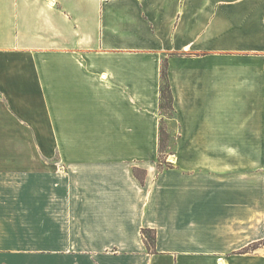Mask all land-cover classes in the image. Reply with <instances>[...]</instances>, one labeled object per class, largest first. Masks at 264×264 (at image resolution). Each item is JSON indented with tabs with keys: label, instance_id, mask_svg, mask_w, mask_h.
Here are the masks:
<instances>
[{
	"label": "crops",
	"instance_id": "crops-1",
	"mask_svg": "<svg viewBox=\"0 0 264 264\" xmlns=\"http://www.w3.org/2000/svg\"><path fill=\"white\" fill-rule=\"evenodd\" d=\"M0 264H264V0H0Z\"/></svg>",
	"mask_w": 264,
	"mask_h": 264
},
{
	"label": "trees",
	"instance_id": "trees-1",
	"mask_svg": "<svg viewBox=\"0 0 264 264\" xmlns=\"http://www.w3.org/2000/svg\"><path fill=\"white\" fill-rule=\"evenodd\" d=\"M167 62L164 59L161 65V86H160V111L164 109H169L171 112H173V105H172V95L170 92V87L167 79ZM161 135L162 131L160 133V141H161ZM161 151V147H160ZM145 232V231H144ZM147 233V232H145ZM147 235V234H146ZM153 241V235L151 233L148 234V242L152 243Z\"/></svg>",
	"mask_w": 264,
	"mask_h": 264
},
{
	"label": "rangeland",
	"instance_id": "rangeland-1",
	"mask_svg": "<svg viewBox=\"0 0 264 264\" xmlns=\"http://www.w3.org/2000/svg\"><path fill=\"white\" fill-rule=\"evenodd\" d=\"M161 112L162 114H161L160 126L162 127V135H161V141H160V147H161L160 152L161 153H159V159H160L159 166L162 168L166 164V159L164 158L166 153L164 151L168 150V145H169V141L165 133V128L167 126L168 121L173 116V113L167 108L162 110ZM137 173L140 174L139 172Z\"/></svg>",
	"mask_w": 264,
	"mask_h": 264
}]
</instances>
